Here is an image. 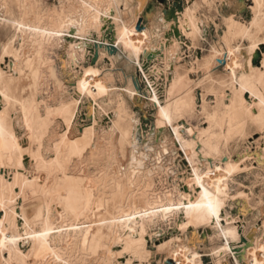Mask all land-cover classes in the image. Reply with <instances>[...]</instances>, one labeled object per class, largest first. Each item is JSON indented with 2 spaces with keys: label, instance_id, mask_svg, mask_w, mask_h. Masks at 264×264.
<instances>
[{
  "label": "rangeland",
  "instance_id": "374dc122",
  "mask_svg": "<svg viewBox=\"0 0 264 264\" xmlns=\"http://www.w3.org/2000/svg\"><path fill=\"white\" fill-rule=\"evenodd\" d=\"M79 1H82L83 9H85L84 5L92 8V4L94 3L90 0H87L88 2L83 0H40L39 10H41L38 11L43 17L52 18L56 11L61 13L67 11L69 16L66 18L69 20L68 25H70L61 33L59 41L54 42L46 48L47 63L44 69L46 81L40 85L37 84V79L33 75V70L39 64V57L36 56L37 48L30 42V39H27L28 41L23 40L22 33L11 22L12 19L21 18V13L17 8L16 2L11 0L13 14H7L3 3L0 1V63L2 68L9 71L6 74V78L0 81V123L4 133L6 134L10 129L16 128L23 138L21 143L24 148L32 145L36 152L38 150L36 143H33L34 145L29 144L27 134L24 128H22L23 120L21 115L26 101L37 97L39 102L42 101V104L40 103L42 106L46 103L45 105L48 104L52 108H56V106L61 108L63 105V108H67L69 105L71 109L74 108V105L76 108L80 107L78 124H84L89 120L87 115L92 105H94V100L100 104L99 117L97 119V136L94 144L91 148L87 149L88 151L83 152L81 158L76 157V159L69 160V166L72 162L70 166L71 172H78L79 169H82L86 174L91 175L90 177L93 179L94 185L96 184L97 197L101 199L107 198L106 210L102 208L101 216V218L104 217L102 220V228L104 229H102V240L99 244L94 243L95 246H92L90 238H88V235H90L88 232L70 233L67 228H61V235L58 237V249L61 248V255L58 258H49L47 264H166L167 260H171L173 264H178L180 260L179 251L185 248L198 253L203 262L202 264H250L251 260L248 258V250L260 246L264 247V157L262 158L260 155L258 158L256 155L257 153L261 154L264 150V129L261 130L248 113L243 114L245 134H235L228 137L226 135V130L228 129L226 124L220 127L217 125V122L222 121L221 117L224 109L231 103L232 94L230 87L235 77L230 66L232 58L229 56L228 46L225 42L230 17L233 16L241 24L243 23L248 27V32L244 31L243 33L236 34L230 40V46L238 54V57L244 58L246 61L249 60L248 50L252 44L253 38L251 36L255 30V24L263 16V12H260L259 8H254L255 4L253 0H182L184 6L181 11L183 19L179 21V24L182 23L179 26L185 27V29L179 27L178 31L186 30L187 33L183 32L184 36L183 34H175V36L172 33L174 26L168 28V25L176 24L177 20L169 19L164 12H161V9H158V7H162V5L156 1L151 2L148 7L144 8L147 0H127L129 10L123 11V16L128 20L130 19L129 22H132L136 17L134 15H136L137 9L140 10L136 25L142 19L141 30L151 25H160L158 34L153 39L152 46H155L164 36L167 39L170 36L179 38L180 56H171L167 68L164 67L163 63H159V68L155 71L152 70L150 75L153 81L157 79L156 86L158 87L161 101L165 100V86L167 82H170L171 78L179 82L183 89L185 88L186 91L183 90L185 95L194 97V103L173 116L172 122H174L182 139L186 142L200 144L209 132H215L217 138L219 137L222 152L215 155L214 158L218 159L217 157H219L220 161L218 159L217 162L220 164L229 159L238 165L236 170L234 169L233 172L231 171L228 174V194L224 197L222 210V219L224 218L222 221L223 227L229 228L227 225L233 223L236 227L238 226V232L241 237L239 242L231 241L233 244L235 243L234 245L231 244L234 250L232 253L230 250H222L227 243V238L222 234L221 226H216L215 222L207 224L201 222L196 224L197 226H195L194 222H187L183 203L187 198L195 200L199 196L197 186H195L196 184L190 178V174L192 173L191 165L179 142L176 141L172 127L154 130L156 109L149 99H140L138 97L146 93L140 79L137 82L143 90L139 91L134 84L133 76L138 75V67L137 61L130 54L129 50L124 48L120 41H115L113 38H109L110 43L105 45L106 48L99 49L97 46L99 39L96 36V32L85 37L81 35L84 33L82 27H77L80 30H76V26L72 23V20H83L84 26L86 24L84 20L88 18V13L85 10L83 11ZM158 1L166 9L168 6H171V2L174 0ZM120 8L123 9L125 7ZM157 15L160 16V19ZM190 19L195 21L194 27L188 24ZM76 33L81 34L77 35ZM258 38L262 40L264 32L259 33ZM12 41H15L14 45L17 49V54L21 58L26 59L20 65L21 70L17 72L15 71L16 63L13 57L6 56L4 61H1L2 47ZM105 41L102 39L103 43ZM83 43H86V46L82 49L81 44ZM112 44L118 48V52L115 54H111L109 51V46ZM259 47L260 49L254 55V64L262 61L261 52L264 51V44H260ZM94 50L99 52L95 63H93ZM217 51H219L218 54L220 56L218 54L215 55ZM29 59H32V61L26 62ZM51 67L55 71L54 75L51 72ZM88 68L98 71L100 76L104 78L110 91L106 95H94L89 98L85 96L80 103L81 105L76 104L72 100V93L75 91L74 86L77 80L84 77V72ZM239 75L238 73V77ZM1 85H5L6 87ZM12 86L13 88L16 86L14 88L15 92ZM7 90L9 91L7 92ZM202 93L203 99L201 97ZM245 97L249 99L250 94H245ZM119 102L125 103L131 116L140 119V124L138 120L137 125V135L143 137V142H139L137 139V141L133 142L135 146H133V149L136 154L141 155L140 159L143 166L136 165L132 168L134 174L130 176L132 183L129 186H127V183H129L130 171L128 157L130 145L129 143H127L128 146L127 144H119L121 141L119 131L116 132V128L113 129L114 124L111 118L107 117V114H114L118 110ZM71 104L73 106H70ZM143 117H147L149 119L148 122H144ZM59 120L60 118L56 117L52 122V127H50L48 132L49 135L47 134L42 147L43 153L46 151L44 156L48 160L54 157L51 156L54 155V152L53 148L49 145L51 141H47V138L59 139L66 133L65 126ZM80 138L78 139L82 146L86 147L88 140L83 137ZM120 147L123 149L120 150ZM121 154L125 159H122ZM33 159L30 156L29 158H24L23 165L25 167L23 166L22 169H19V173L22 172L20 175H17V185L15 187L18 186L19 188L20 184L24 183L22 179L24 180L25 174H27L25 176L29 179H33L38 173L40 174V172L37 173V170H40V163L38 160ZM207 161L205 159L202 162L203 165H199V169H202L203 172H207L209 169ZM212 161V159L209 160V163ZM37 162L39 163L38 166ZM2 170L4 172L0 171L1 175L5 173L4 176L6 178L8 177L10 180L12 178L13 180L14 172L12 174L9 171L10 174H8L6 169ZM79 172L75 175H80L81 172ZM121 182L126 184V187L122 191H120L118 186ZM25 189L23 188L22 190L24 195L21 192L23 197L20 195L18 198L16 210L20 212L21 208H23L27 216L32 219L37 210L45 204L46 196L35 195L34 192L32 193L33 190L28 186H25ZM114 192L120 198L116 199L117 196ZM140 195H147V202L153 203L156 201L157 204L166 208L161 211L159 216L154 217V222L147 228L148 232L145 235L147 241L146 249L150 251V254H135L132 252L126 246V241L131 236L130 226L127 223L116 226L115 217L123 210L125 211L126 208L130 209L128 204L131 203L124 202V207H122V201L120 200L129 196L134 200L140 197ZM121 196H124L123 199ZM20 198H23V200ZM58 206L54 202L52 213L56 218L57 224L62 226V224L69 223V221H66L62 217L65 214L60 211ZM6 216V211L0 212L1 218ZM126 218L124 220H127ZM225 219H228L230 223ZM22 223V218H20L19 225L21 227ZM87 225L89 226L90 224L85 223L82 226ZM126 225L128 226L126 227ZM23 232H25V229ZM30 243L31 241L28 239L23 242L20 241L19 247L21 246L20 248L25 254L27 253L30 264H39L34 261L33 253H30L32 252ZM89 245L92 247H88ZM8 253V250L0 253V264H19L18 259ZM236 255L239 259L242 256V261L239 260L237 262Z\"/></svg>",
  "mask_w": 264,
  "mask_h": 264
},
{
  "label": "bare ground",
  "instance_id": "6f19581e",
  "mask_svg": "<svg viewBox=\"0 0 264 264\" xmlns=\"http://www.w3.org/2000/svg\"><path fill=\"white\" fill-rule=\"evenodd\" d=\"M0 1L4 5L5 12L7 14L8 13L13 14V5L11 4V0H0ZM12 1L16 2L17 8L21 13L20 19L11 20L12 24L15 26V28H17L19 32L22 33L23 40L30 39V42L37 48L36 56L39 57V64L33 70V75L37 79V84L40 85L46 81L44 74L45 72L44 69L47 63L46 54H45L46 48L49 45L53 44L54 42L59 41L61 37V33H63L70 26L68 25L69 20L66 18L67 16H69V14L67 13V11H64L62 13L56 11L52 18H46L39 13V11L41 10V9L39 10L40 0H12ZM83 1H87V0H83ZM90 1L94 2L93 4L90 3L92 4V8L84 5L85 9H83L81 3L82 1L81 2L79 1L83 11L85 10L88 13V18L84 20L86 22L84 26L82 23L83 20L82 21H78L76 19L72 20V23L76 26L75 28L77 31L80 30L77 27L80 28L82 27V29L84 30L83 34L81 33H76V34L77 35L81 34L86 37L87 35H91L93 32H96V36L99 39L97 43L99 49L106 48L105 45H108V43H110L109 38H113V40L115 41H120L124 46V48L129 50L130 54L135 58L138 67V76H139L138 79L141 80L142 87L144 88V92L146 93V94H141L138 97H140V99H149L156 109L154 116V125H155L154 130L157 129L160 130L166 127H172V130L175 135V139L176 141L179 142V145L184 151L186 158L188 159V162L190 163L192 168V173L189 174L191 180L196 184L195 186H197L199 196L195 200H192L191 198H187V200L183 203V210L187 222H194L195 226H197L196 224L201 222L206 224L210 222H215L216 226L217 225L219 227L221 226L222 234L224 235V237L227 238V243L225 244V247L222 248V250L223 251L230 250V252L233 253L234 250L232 249L233 247H231V244L233 243L231 241L239 242L241 240L240 239L241 237L238 232V226L236 227L233 223H232L233 225L232 224L227 225L229 226V228L223 227L222 221L224 218L222 219L223 216L222 210L224 204V197L228 194L227 193V184H228V176H229L228 174H230L231 171L233 172L234 169L236 170L238 165L230 161L229 159L226 160V162L220 164L217 162L219 157H217L218 159L214 158L215 155L221 154L222 152L221 145L218 139L219 137L217 138L215 132H209L207 136L203 138L200 144H195L194 142H186L185 140L182 139V136L179 133V131L176 129L174 122H172L173 116L174 114L182 112L186 107L194 103V97L191 95H185L184 94L185 92H183V90L186 91L185 88L183 89L182 85L179 82H176L173 78H171L170 82H167L165 86V91H164L165 100L161 101L158 93V87L156 86L157 79L153 81L150 75V72L152 70L155 71L157 68H159V63H163L164 67L167 68L171 56L174 57L180 56V50L178 46L179 38L170 36L167 39L164 36L159 40V42L155 46H152L153 39L156 38L158 34V28L160 27V25L155 24L146 27L143 30H139L136 25V21L138 20V12L140 11L139 9H137L136 15H134L135 13L133 14L136 17L134 18V20H132V22H129L130 19L128 20L123 16L124 15L123 11L126 9L129 10L127 0H90ZM253 2L255 4L254 8H259L260 12H263V16L256 22L255 30L251 36L253 40L248 50L249 60L245 61L244 58H239L238 54L230 46V40L232 39V37L236 34L243 33L244 31L248 32L247 30L248 27L245 26L243 23L241 24L238 20H236L232 16L230 17V21L228 24V32L225 36V42L228 46L229 56H231L232 58V63L230 64V66L232 67L235 77L230 87V92L232 94L231 103L229 104L228 107L224 109V113L222 117L219 116L222 118V121H218L217 125L222 127L223 124H226L228 128L226 130V135H228V137L233 136L235 134L246 133L245 122L243 120L244 113H248L250 118L256 124L259 125V128L261 130L264 129V51L261 52L262 61L260 62L258 61V64L253 63L255 52H258V49H260L259 45L264 44V38L262 40L258 38L259 33L264 32V0H253ZM120 7H125V8L121 9ZM181 19H183L182 13L181 11H177L176 14L177 23L174 25L172 24L168 25V28L174 26L178 31V28L181 27L179 25L182 24V23L179 24V21ZM188 24L191 27H194L195 21L193 19H190ZM181 28L185 29V27H181ZM178 32H179L178 35H181L183 34V32L185 33L186 30L183 31L181 30ZM172 33L175 35V29L172 31ZM184 35L185 34H183V36ZM101 38L106 40L105 43L102 42ZM14 44L15 41H12L5 44L2 47L1 61H4L6 56L13 57V60L16 63L15 71L17 72L21 70L20 65L21 63L25 62L26 59L21 58L20 55L17 54L16 52L17 49ZM85 46L86 43L81 44L82 49ZM153 52L155 53L153 54ZM218 53L219 51H217L215 55H217ZM151 54L153 55L151 60L149 61V65L145 67V63L148 61V57ZM31 61L32 59H29L26 62L29 63ZM165 70L167 71V69ZM8 72H9L8 70H5L4 68L1 67V63H0V81L6 78V74ZM51 72L53 75L55 74L53 67H51ZM238 73L240 74L239 77H238ZM1 86H5V85H1ZM15 87L16 86H14V88ZM14 88L12 86V89ZM74 89L75 91L74 93H72L73 95L72 100H74L76 104H80L83 97L85 96H87L86 98H89V97H93L94 95L96 96L100 94L106 95L110 91L107 84L104 81V78L100 76L98 71L94 70L93 68H88L85 70L84 77L77 80ZM8 91L9 90H7V92ZM13 91L15 92V89ZM245 94H250V98L249 99L246 98ZM201 95L203 99V93ZM41 102L38 101L37 97L33 100L26 101L21 115V118L23 120L22 128H24L27 134V140L28 142H30L29 144L36 143L38 149L36 150V152L34 151L32 145H30L28 148H24V146L21 143V141H23V138L17 132L16 128L10 129L8 133L5 134L3 127L0 123V169L1 168L6 169L8 171V174H10L9 171L12 172V174L14 172L13 180L12 178L11 180L8 179V177L6 178L4 176L5 173L4 175L0 174V212L6 211L7 213L6 217L4 218L0 217V253L5 250H8L10 253L8 254L11 256H15L18 259L19 264H30L27 253L25 254V252L20 248L21 246L19 247L20 241L23 242L26 239L30 240L31 241L30 246L32 251L30 253L31 254L33 253L32 255L34 256V261L39 264H47L49 258L52 259L56 257L58 258L61 255L62 250L60 251L61 248L58 249L59 248L58 237L59 235H61V231H60L61 228H67V230H69L70 233L81 232V231L88 232L90 234L88 235V238H90V243L92 246L94 245V243L99 244L103 236L102 220L104 217L101 218V216L103 209L106 207L107 198L104 197L101 199L97 197L96 195L97 190L95 189L96 184L94 185L93 179L90 177L91 175L89 176V174H86L82 169H79L81 174L77 176L75 174H78L79 171L78 172L70 171L71 170L70 166L72 165V162L70 163L71 165L69 166V160H72L73 158L76 159V157L81 158L83 152L86 151L89 147L91 148V146L94 144V140L97 136V119L99 117L98 113L100 109V104L96 100H94V105H92V107L90 108V112L87 115V118L89 120L84 124H78L80 107L76 108L75 105L73 106L71 104L70 106H73L75 108V109L73 108L74 110L71 109L69 105L67 106V108H63L64 105L61 106V108L60 107L58 108V106H56V108H52L48 104L45 105L46 103L42 106ZM56 117L60 118L59 121L61 122V124L65 126L64 128H66V133L59 139L47 138V141L48 140L51 141L49 145L53 148V152H54V155H51L54 157L51 159L49 158L48 160L46 156H44V153L46 151L43 153L42 147L46 139V136L49 132V129L50 127H52L51 126L53 124L52 122L56 119ZM107 117L111 118V121L114 124L113 129L116 128V132L119 131L120 139H121L120 142L117 140L119 144L129 143L130 145L129 148L130 151H128L129 156L127 155L129 157V170H130L129 183H127V186H129L132 183L130 176L134 174V172H132L133 170L132 168L135 167L136 165L143 164L142 160L140 159L141 155L139 154L140 155L139 156L138 154H136L135 150L133 149L134 146L133 142L136 139L139 142H143V137L137 135V125H138V120L140 124V119H136L135 117L130 115L128 107L125 105L124 102L120 103L118 110L114 114L111 115L107 114ZM80 137H83L86 140H88V145L86 147L82 146L81 142L79 141V139H81ZM121 149L123 148L120 147V150ZM256 155L258 156V158L260 157V155L263 158L264 150L262 151L261 154L257 153ZM29 156L38 160V162L40 163L39 165V163L37 162L38 163L37 166L38 165L40 166L39 167L40 170L39 171L37 170V173L40 172V174L38 173V175L34 176L33 179H29L27 176H25L27 174L25 175L23 174L24 180L21 177L20 178L22 179V181H24V183L20 184L19 186L20 189H19L18 186L15 187L17 185V180H16L17 175L18 174L20 175V173L22 172L20 170L21 172L19 173V169H22L24 166L23 165L24 158L26 157L29 158ZM115 156L114 158H116ZM121 157L122 159H125L122 156V154ZM205 159L208 160L207 165L209 166L207 172H203L202 169H199V165H201L203 160ZM211 159L213 161L209 163V160ZM10 162H14V163L11 164ZM10 164L11 165L14 164V165L11 166ZM2 169L0 171L4 172ZM123 184H124L123 182L118 184L120 191H122L123 188L126 187L125 186L126 184L124 185ZM25 186L30 187L33 190L32 193L34 192L35 195L40 194L42 196H46L45 204L37 210L35 216L32 219L27 216V214L23 211V208H21L22 210L20 212L16 210L18 198L20 195H22L21 192L23 188L25 189ZM16 188H18L17 190L19 191H17ZM126 192L128 193V191ZM22 193L24 195V192ZM116 196H117L116 199L120 198L118 195ZM130 196L125 197L127 199L125 198L123 199L124 196H121L123 199L120 200L122 201L121 202L122 207H124V202H128V203L131 202V203L129 204L127 203L130 209L126 208L125 211L121 210L122 212L120 211L121 213L115 217L116 226L122 225L124 223H127L130 226L131 236L126 241V246L132 252H134L135 254H142V253L150 254V251L146 249L147 241L145 235L148 232L147 228L149 225L151 226V224L154 222L153 221L154 217L156 218V216H159L161 211H163L166 208H163L160 204H157L156 201H154L153 203L147 202L148 200L147 195L146 196L140 195V197L134 200H132ZM20 199L23 200V198ZM54 202L55 205L56 204L59 205L58 207L60 211L65 214L62 215V217L65 218L66 221H69V223L62 224V226H59V224H57L56 218L52 213V205L54 204ZM56 216L58 215L56 214ZM20 218H22L23 221L22 227L19 225ZM125 218L127 220H124ZM225 220L229 222L228 219ZM85 223L86 224L89 223L90 225L82 226ZM128 225H126V227ZM24 229L25 232H23ZM88 247H90V245ZM179 252H180L179 253L180 260L178 261V264L203 263L199 254L196 252H192L190 249H186V248L181 249ZM247 254H248V258H250L251 260L250 264H264L263 246L251 248L248 250ZM235 258L237 262H239V260L242 261L243 259L242 256L239 259L237 255L235 256Z\"/></svg>",
  "mask_w": 264,
  "mask_h": 264
},
{
  "label": "water",
  "instance_id": "95a60500",
  "mask_svg": "<svg viewBox=\"0 0 264 264\" xmlns=\"http://www.w3.org/2000/svg\"><path fill=\"white\" fill-rule=\"evenodd\" d=\"M183 8H184V6H183L182 0H174V1L171 2V6H168V8L164 9L163 12L169 19H176L177 11H182ZM141 22H142V19L139 20V24L137 25V28L139 30H141ZM174 29H175V34L178 35L179 32L176 30L175 27H174ZM109 51H110L111 54H115V53L118 52V48L115 45L112 44V45L109 46ZM94 52H95V55L93 57V63H95L97 61L98 55H99V52L97 50H94ZM154 53L155 52H153V54ZM153 54H151L148 57V61L145 63V67L149 65V61L151 60ZM137 80H138V75H134L133 76V81H134V84H135L136 88L139 91L143 90V88L140 85H138ZM143 120H144V122H148L149 119L147 117H143ZM166 264H173V263H172L171 260H167Z\"/></svg>",
  "mask_w": 264,
  "mask_h": 264
},
{
  "label": "crops",
  "instance_id": "0c3cea01",
  "mask_svg": "<svg viewBox=\"0 0 264 264\" xmlns=\"http://www.w3.org/2000/svg\"><path fill=\"white\" fill-rule=\"evenodd\" d=\"M154 1H156L157 3H159L160 5H162V7H158V9H161V12H163L164 5L161 4L160 1H158V0H152V1L147 0L146 4L144 5V8L148 7V6L151 4V2H154ZM158 16H159V15H157V17H158ZM158 18L160 19V16H159Z\"/></svg>",
  "mask_w": 264,
  "mask_h": 264
}]
</instances>
